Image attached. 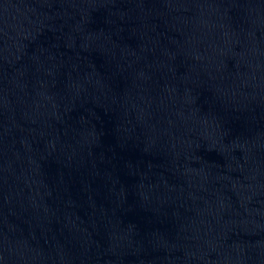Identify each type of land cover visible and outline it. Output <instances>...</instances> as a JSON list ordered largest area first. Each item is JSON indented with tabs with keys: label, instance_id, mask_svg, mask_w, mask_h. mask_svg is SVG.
Wrapping results in <instances>:
<instances>
[{
	"label": "water",
	"instance_id": "95a60500",
	"mask_svg": "<svg viewBox=\"0 0 264 264\" xmlns=\"http://www.w3.org/2000/svg\"><path fill=\"white\" fill-rule=\"evenodd\" d=\"M0 264H264V0H0Z\"/></svg>",
	"mask_w": 264,
	"mask_h": 264
}]
</instances>
